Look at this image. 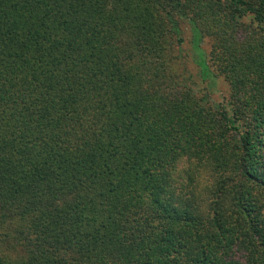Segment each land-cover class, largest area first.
<instances>
[{
	"label": "trees",
	"instance_id": "obj_1",
	"mask_svg": "<svg viewBox=\"0 0 264 264\" xmlns=\"http://www.w3.org/2000/svg\"><path fill=\"white\" fill-rule=\"evenodd\" d=\"M263 144L264 0H0V264H264Z\"/></svg>",
	"mask_w": 264,
	"mask_h": 264
},
{
	"label": "rangeland",
	"instance_id": "obj_2",
	"mask_svg": "<svg viewBox=\"0 0 264 264\" xmlns=\"http://www.w3.org/2000/svg\"><path fill=\"white\" fill-rule=\"evenodd\" d=\"M189 39H190V31L188 29V27H185L184 29V42H183V49H184V53L187 54L189 52ZM203 46L206 48H208V44L205 41L203 43ZM189 60V58H188ZM187 66L193 71L195 72V67H193L191 62L187 63ZM196 73H195V77H196ZM197 88L198 90H200L199 92L202 93H206L209 97V100L213 103V104H217V103H222L224 101L227 100L228 98V94H229V89L228 86L226 84V82L223 80L222 77H218L215 81L214 84H210L207 81H200L197 78ZM264 145V144H263ZM185 162H180L179 165H184ZM206 169L201 171V175L198 179V191L201 193V197L202 200L204 201V204L208 203V191H209V187H202V185L207 184L209 180H211L208 171H205Z\"/></svg>",
	"mask_w": 264,
	"mask_h": 264
},
{
	"label": "clouds",
	"instance_id": "obj_3",
	"mask_svg": "<svg viewBox=\"0 0 264 264\" xmlns=\"http://www.w3.org/2000/svg\"><path fill=\"white\" fill-rule=\"evenodd\" d=\"M211 186H212V182H211V180H209L207 184L202 185V187H209V188H210Z\"/></svg>",
	"mask_w": 264,
	"mask_h": 264
}]
</instances>
